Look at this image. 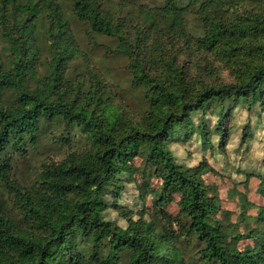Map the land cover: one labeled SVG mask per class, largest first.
<instances>
[{"label":"trees","instance_id":"trees-1","mask_svg":"<svg viewBox=\"0 0 264 264\" xmlns=\"http://www.w3.org/2000/svg\"><path fill=\"white\" fill-rule=\"evenodd\" d=\"M68 1L72 16L87 22L94 34L118 40L134 83L146 88L147 112L134 122L103 98L95 75L88 73L97 81L87 90L82 77L65 76L77 46L58 2L0 0V36L10 50L8 68L0 56V186L21 218L14 220L0 201V264H119L123 257L126 264H264V228L248 236L253 247L232 245L235 234L215 218L217 205L202 184V168L177 164L168 149L186 130L191 114H204L209 106L223 110L245 103L264 114V0H190L184 7L166 0L160 8L142 10L143 25L103 8L106 0ZM187 11L199 20V38L186 30ZM43 22L49 73L38 76L42 53L36 29ZM179 45L184 47L180 53ZM196 54L204 56L206 76H190L180 60ZM208 54L233 81L208 80L216 72ZM58 119L65 129L75 125L89 134L91 147L84 154L45 161L33 184L22 185L12 178L11 154L25 156L27 145L38 141L40 124ZM217 129L224 143L223 122ZM136 155H143L161 180L159 206L178 194L179 210L172 216L159 208L149 221L142 212L136 221L130 212H121L128 222L123 228L104 218L105 196L120 195L119 177ZM191 240L194 261L185 259L182 245Z\"/></svg>","mask_w":264,"mask_h":264},{"label":"rangeland","instance_id":"rangeland-1","mask_svg":"<svg viewBox=\"0 0 264 264\" xmlns=\"http://www.w3.org/2000/svg\"><path fill=\"white\" fill-rule=\"evenodd\" d=\"M69 20L77 46V53L67 62L65 76L82 77V86L87 90L96 79L100 80L103 98H108L115 106L129 115L132 120L142 121L146 115L148 102L145 98V87L134 83L130 60L120 54L119 42L115 37L94 34L87 22L75 19L71 14V4L68 0H55ZM126 6L120 7L119 0H106L103 8L119 14L128 21L143 25L146 16L142 10H155L165 4L166 0H124ZM190 0H178L179 6H187ZM201 1V0H200ZM186 30L193 36H202L199 20L193 11L184 14ZM39 37V50L42 60L37 67V75L49 73L48 61L50 52L46 43V25L38 24L36 29ZM150 39H153L151 36ZM194 41V39H193ZM179 53L184 49L178 46ZM8 44L0 36V56L6 68L10 66ZM212 61L216 70L215 76L208 75V80L229 82L233 76L228 70L218 66L212 56H206ZM204 56H181L189 67L190 76L201 72L204 76L202 61ZM11 94L4 95L9 101ZM225 118L220 121V118ZM223 122L226 140L221 143L218 124ZM247 135L245 132H247ZM38 141L27 145L25 156L11 154L12 178L22 185L29 186L38 177L41 165L51 160H61L69 153L84 154L91 147L89 134L83 133L73 125L65 129L62 120L41 123L38 129ZM168 149L174 161L187 168L201 167L200 179L207 187V193L214 198L217 205L215 218L229 226L231 236L229 241L239 250L253 247L255 233L263 231L261 221L264 215V114L259 107L248 110L245 103L233 108L220 110L209 106L206 112H194L190 123L177 139L168 144ZM262 179V180H261ZM120 195L116 198L105 196L108 209L104 213L106 220L125 228L126 219L121 212H130L134 221L139 214L144 213V219L149 221L152 213L159 208L175 216L179 210L178 194H171L168 200L159 206L161 180L154 175L145 157L136 155L127 164L126 171L119 177ZM0 201L4 202L7 213L16 221L20 220L18 208L13 204L11 195L0 186ZM118 208H121L119 210ZM263 212V213H262ZM163 222H161L162 224ZM248 237V238H247ZM186 260L194 261L197 257L194 240L183 241ZM84 252L90 247L81 245ZM123 257L119 264H126Z\"/></svg>","mask_w":264,"mask_h":264}]
</instances>
